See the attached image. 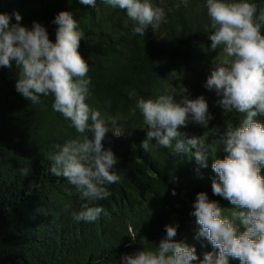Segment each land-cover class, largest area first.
Instances as JSON below:
<instances>
[{"label":"trees","instance_id":"16d2710c","mask_svg":"<svg viewBox=\"0 0 264 264\" xmlns=\"http://www.w3.org/2000/svg\"><path fill=\"white\" fill-rule=\"evenodd\" d=\"M150 2L163 9L164 20L141 36L133 34L134 22L124 10L103 0H96L95 7L79 0H0V13L19 12L20 23L29 28L33 21L41 23L52 42L55 16L61 11L72 13L84 34L78 52L88 64L86 78L91 80L85 103L101 113L110 130L123 132L120 136L108 132L102 141L118 161L111 171L120 180L104 185L111 195L82 200L75 186L51 173L47 159L56 145L83 139V134L53 109L51 94L32 104L16 91L15 66L0 67V264H121L124 254L155 251L169 224H178L173 239L194 245L199 259L213 251L206 240L195 239L198 225L190 212L196 194L205 192L228 216L233 205L213 195L211 188L213 159L227 155L212 128L223 132L238 127L246 114L223 112L214 91L204 87L212 61L224 57L223 46L210 49L213 30L206 0H187V7L182 0ZM247 2L258 10L264 8V0ZM11 22L16 23L14 16ZM260 31L264 35V25ZM164 94L175 95L176 100L182 94L190 99L205 97L214 116L209 128L188 124L178 131L185 140L201 137L216 149L207 168H199L191 153L176 154L154 139L148 150L140 147L146 125L137 101ZM254 119L264 123V116ZM21 169L29 174L22 176ZM84 203L103 209L97 220L73 219L71 213L80 211ZM229 264L239 261L230 258Z\"/></svg>","mask_w":264,"mask_h":264},{"label":"clouds","instance_id":"9594fccd","mask_svg":"<svg viewBox=\"0 0 264 264\" xmlns=\"http://www.w3.org/2000/svg\"><path fill=\"white\" fill-rule=\"evenodd\" d=\"M95 7L96 0H79ZM114 9L124 10L133 21V34L145 35L149 26L159 27L164 20L162 8L153 7L150 0H103ZM187 7V0H182ZM179 7V5H177ZM210 17L211 51L223 46L224 59L212 61L213 68L204 87L218 97L216 105L223 112L246 114L238 127L212 128L227 155L215 158L216 151L201 137L182 138L180 127L196 124L204 129L214 119L203 95L190 99L186 94H164L153 99L140 98L136 107L146 125V138L140 147L149 149V142L163 148H173L176 154L191 153L199 168L208 167L215 173L211 188L215 196L233 205L223 216L217 201H210L207 193L199 192L190 215L196 218L195 239L206 240L213 251L199 259L194 245L175 241L177 225H165L166 236L156 250H140L121 256V264H264V123L254 119L264 116V8L247 0H206ZM12 16L16 23H12ZM22 16L0 13V67L17 70L16 91L32 104L51 94L53 109L71 121L83 139H72L49 153L50 171L76 187L81 199L103 200L111 195L105 184L117 183L119 175L112 172L118 163L111 149L105 150L102 141L106 133L116 136L98 110L85 103L89 95V67L78 52L84 34L71 12H59L52 23L57 25L56 40L49 39L46 27L33 21L31 28L20 23ZM108 122L115 123L112 118ZM90 134V135H89ZM173 142H175L173 147ZM215 143V142H214ZM199 168L197 171L199 172ZM28 169H21L27 176ZM175 195V190H173ZM103 211L101 207L81 205L71 213L75 221L93 222ZM218 250V251H217Z\"/></svg>","mask_w":264,"mask_h":264},{"label":"rangeland","instance_id":"374dc122","mask_svg":"<svg viewBox=\"0 0 264 264\" xmlns=\"http://www.w3.org/2000/svg\"><path fill=\"white\" fill-rule=\"evenodd\" d=\"M223 59H224V57H221L220 60H219V62L222 61ZM216 62H218V61H216ZM214 93H215V92H214ZM208 102H209V101H208ZM209 103H210V102H209Z\"/></svg>","mask_w":264,"mask_h":264}]
</instances>
